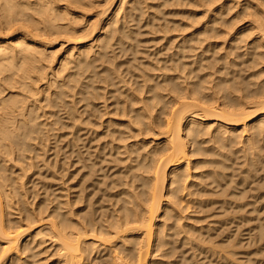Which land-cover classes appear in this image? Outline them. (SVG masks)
Returning a JSON list of instances; mask_svg holds the SVG:
<instances>
[{"label":"bare ground","instance_id":"obj_1","mask_svg":"<svg viewBox=\"0 0 264 264\" xmlns=\"http://www.w3.org/2000/svg\"><path fill=\"white\" fill-rule=\"evenodd\" d=\"M217 2L0 0V264H236L252 220L264 241V0Z\"/></svg>","mask_w":264,"mask_h":264},{"label":"rangeland","instance_id":"obj_2","mask_svg":"<svg viewBox=\"0 0 264 264\" xmlns=\"http://www.w3.org/2000/svg\"><path fill=\"white\" fill-rule=\"evenodd\" d=\"M172 1H173V0H172ZM223 1H224V0H220V2H223ZM220 2H219V3H220ZM169 3H170V5H171V7H172V8L174 7L175 9H174V8L172 9V8H170V7L168 6L169 8L167 7V8H166L167 10H169V9L171 10V9H172V10L174 11V10H176V9H179L178 7L181 8L180 5H179V6L177 5L178 7H177V6L175 7L176 2H175V3H174V2H169ZM172 3H173V4H172ZM219 3L217 2V4H219ZM174 4H175V5H174ZM217 4H215V5H217ZM182 6H183L182 8H185L184 5H182ZM186 7H187L186 9H189V8H190V6H186ZM170 10H169V11H170ZM172 10H171V11H172ZM198 10L200 11L201 8L198 9ZM235 10H237V11L240 10V7L234 9V11H233L234 13L236 12ZM233 12L231 11V14H230V15H229V13H228V14L226 15L227 18H228V17H232V16L234 15ZM232 13H233V14H232ZM210 14H211V13H210ZM207 15H209V12H208ZM228 15H229V16H228ZM178 16H179V15H174L173 17H172V16H171V17H172V18L177 17V18H175V19H176V20H180L182 17L179 16V17H181V18H179ZM199 17H200V20H201V18H202L201 15L198 16V20H199ZM178 18H179V19H178ZM205 18L207 19V17H205ZM205 18H204V21L206 20ZM245 18L247 19V17H244V19H245ZM202 19H203V18H202ZM246 19H245L244 21H243V19H242L241 22H240V24H237V25L235 26V28H236V29H238V28L242 29L243 27L248 26V25H249V19H247V20H246ZM184 20H186V19L184 18ZM184 20H182V21H184ZM198 20H197V21L195 20L196 22L194 21V22H195V24H193L194 26L197 25L196 23H198V22H199V25H200V22H201V25H200V26H202V24L204 23L203 20H202V21H200V20L198 21ZM186 21H187V20H186ZM242 21H243V22H242ZM194 22H193V23H194ZM238 23H239V22H238ZM241 23H242V24H241ZM199 25H197V27L195 26V28L200 27ZM242 25H244V26H242ZM192 27H193V26H192ZM195 28H194V27H193V28L190 27L189 30H182V32H181V31H178V34H179V36H180V34H181V36H183L185 33L188 34V33L191 32V31H190L191 29L194 30ZM236 29H234V30H233V29L230 30L231 33L234 32ZM173 31H174V32H173ZM183 31H184V32L186 31V32L184 33ZM171 32H172V33H171ZM161 33L163 34V36L165 35L164 32H161ZM175 33H177V31H175V30H172V31L166 33V34L169 36V38H168L167 35L164 36V38L167 39V40H166V39H164L163 37H161L162 39L159 37L160 32H156V34H155V33H147V32H145L146 35H145V34L142 35L143 38H144V40H145V38H146L147 36H149V37H147V38H150V39L148 40V39L146 38L148 41H146V40H145V41L142 40V42L144 41L142 47H145V49H147L148 52H152V51H154L155 49L160 48V46L163 47V46H164V43L167 44L168 42H174V41H175V43H177V42H179L180 40L178 39L179 36H177L178 38L176 37V35H178V34H175ZM154 34H155V35H154ZM158 34H159V35H158ZM162 34H161V36H162ZM182 34H183V35H182ZM151 35H152V36H151ZM153 36H154V38H153L154 40L151 38V37H153ZM181 36H180V37H181ZM171 37H173V38H171ZM222 37H223L222 39H224V36H223V35H222ZM225 37H227V36H225ZM229 37H230V38H229ZM231 37H232V34L228 36V39H227L228 41H223V40H221V39H217V38H216V39H215V38H213V39L210 38V39H211V42H215V41H218V42H221V43L223 42V43L225 44L224 47H223V49H224L225 52H226V48H228L229 45H230V44H229V43H230L229 40L231 41ZM218 38H221V37H218ZM247 38H248V40L246 39L247 42H249V41L252 39L251 37H250L251 39H250L249 37H247ZM155 39H157V40H155ZM168 39H169V40H168ZM170 39H171V40H170ZM180 39L182 40L183 37H181ZM225 39H226V38H225ZM249 39H250V40H249ZM159 40H160V41H159ZM212 40H213V41H212ZM162 41H163V43L161 44ZM167 41H168V42H167ZM176 41H177V42H176ZM208 41H209V40H208ZM208 41L205 43L206 45H207V43H209ZM158 42H160V43L158 44ZM166 42H167V43H166ZM225 42H226V43H225ZM244 42H245V41H244ZM146 43H147V44H146ZM227 43H228V44H227ZM152 44H153L154 46H152ZM144 45H145V46H144ZM159 45H160V46H159ZM206 45H204V46H206ZM158 46H159V47H158ZM172 46H173V45H172ZM226 46H227V47H226ZM157 47H158V48H157ZM225 47H226V48H225ZM245 47H246V46H245ZM245 47L243 46V48H245ZM204 48H205V47L202 46V49H204ZM218 48H219V49H218ZM218 48H216V51H217V52H216V55H219V53H222V54H223V51H224V50L221 49L220 46H219ZM243 48H240V49L236 50V52H239V51H240V53H241V52L245 51V49H243ZM152 49H153V50H152ZM172 49H173V48H172ZM172 49H171L170 53L174 50V49H173V50H172ZM202 49H201V50H202ZM220 49H221V50H220ZM228 49H230V48H228ZM222 50H223V51H222ZM198 51H200V49H198ZM219 51H220V52H219ZM218 52H219V53H218ZM232 56L234 57L235 55H232ZM105 117H107V115H106ZM114 118H115V117H114ZM102 129H103V127H102ZM102 129H101V130H102ZM101 130H100V131H101ZM143 137H144V136H139L138 138L141 139V138H143ZM146 137H147V138H151L152 136H151V135H149V136L147 135ZM136 138H137V137H136ZM136 138L134 137V139H133L132 141H131V140H128L127 142H129V143H130V142L133 143L134 140L136 141ZM130 139H131V138H130ZM99 140H100V142L97 143L96 141H99ZM99 140L94 139V140L92 141L91 146H92V149H93V150L96 149V148H95V147H96V145H95L96 143H97V144H100V143L103 142V139H102V138L99 139ZM123 144H125V143H123ZM123 144H122V145H123ZM123 157H124V156H123ZM122 164H123V163L121 162V163L119 164V166H123ZM31 172H33V170H32ZM28 174H29V175H28ZM28 174H27V175H28L30 178H29L28 176H26L27 181H29L30 179H31V180H35L36 182H38V183L35 182L36 185L39 184V182H41V180H42V181H45V180H43V178H42L43 176H41L42 179H41V178L38 179L37 177H40V176H35V175H34V177H33V175H32L30 172H29ZM66 174H67V173H66ZM31 175H32V176H31ZM55 175H56V177H59V176H57V175H60V174H55ZM68 176H69L68 174H67L66 176H64L65 178H63V180H61V179H59V178L53 180V179H52L53 177H52V178H50V179L52 180L51 182L49 181L48 178H47V179H48V182L51 183V184H52L53 182H55L56 180H58V182L56 181L57 183L55 182L54 184H52V185H55L54 187H56V186L58 185L57 188H56V189H58L59 187H61V186H60V181H59V180H61V182H62V181H64V180H66V179L68 178ZM32 177H33L34 179H33ZM66 177H67V178H66ZM26 178H25V181H26ZM36 179H37L38 181H37ZM40 179H41V180H40ZM45 179H46V178H45ZM47 179H46V182H47ZM39 180H40V181H39ZM27 181H26V182H27ZM66 181H67V180H66ZM69 181H70V180H69ZM48 182H47V183H48ZM70 182H71V181H70ZM58 183H59V184H58ZM62 183H63V182H62ZM66 183H68V181H67ZM27 184H28V183H27ZM30 184H32V185H30ZM30 184H29L30 186H29V185H28V186H29V188L31 189V186H32V188H33V187H34V186H33L34 184L32 183V181H31ZM51 184H50V185H51ZM36 185H35L34 190H35L36 187H37ZM61 185H63V184H61ZM41 186H42V184H40V185L38 186V188H39V187L41 188ZM63 187H64V185H63ZM63 187H62V189H63ZM40 188H39V190H40ZM30 189H29V190H30ZM31 190H33V189H31ZM31 190H30L29 193H27V194H29V195H27V198H28V196L30 197V195H31L30 193H32ZM37 190H38V189H36L35 192H36ZM39 190H38V191H39ZM41 190H42V189H41ZM58 190H60V189H58ZM58 190H57V191H58ZM64 191H65V189H64ZM33 192H34V191H33ZM35 192L33 193L32 197H31L30 199L28 198V200H32V198H33L34 195L36 194ZM39 192H41V191H39ZM254 221H255V220H252L251 222H245L246 224H245V223H242V224H244V225H242L241 223L238 225V224H235L234 222H231V223H229V224L223 226L224 229L221 228V231H220V229L217 230V231H220V232H216V233H215V236H217L219 233H221V232L224 231V230H228V231L233 230V231H234L235 229H233V228L235 227V225H238V226H239V227L236 226V227H238V228H237V231L233 232V233H235V234H234L235 236L233 235L232 238L236 237L237 234H238V232H242V233L244 234L243 237L245 236L244 238H245V240L248 241V242L246 243V241H243V242L240 244L239 248L237 249L238 252H239V249H240L241 252H239V253L237 252L238 254H235V255H232V256H235V258L233 257L234 261H235V259H236L237 257L239 258V256H240V257L242 256L241 258H243V257L245 256L243 259H244V260H247V261L244 262L243 259L239 258V263H237V261H238V260H237V261H235L236 264H246V263H247V264H257V262L260 261V260H259L260 258H261L260 264H264V263H263V262H264V260H263V259H264V250H262V252L256 253V255H255V252L252 251L254 248L256 249V246L262 244L264 241H263V242L257 241V240H255L254 238H252V236H250V238H249V237H248V232H249V231H248V229H247L248 227H245V226H251L252 223H254ZM202 222H204V220L201 221L200 223H202ZM197 224H198V226H201V225H202V226L204 227L205 224L207 225V222H205V223H203V224H201V225H199V223H197ZM249 224H250V225H249ZM206 225H205V226H206ZM211 225H219V224L213 222V223H211ZM211 225H210V226H211ZM229 225H230V226H229ZM232 225H233V226H232ZM231 227H233V228L231 229ZM242 227H243V228H242ZM225 228H230V229H225ZM244 228H245L246 230H245ZM201 229H202V228H201ZM222 229H223V230H222ZM206 230H207V229H205V227H204L203 231H206ZM243 230H244V232H243ZM246 231H247V232H246ZM245 232H246L247 234H245ZM246 236H247V237H246ZM232 238H231V239H232ZM246 238H247V239H246ZM248 238H249V239H248ZM251 238H252L253 240H251V242H249ZM251 243H252V244H251ZM258 243H259V244H258ZM48 244H49V242H48ZM263 244H264V243H263ZM255 245H256V246H255ZM248 246H249L250 250H249ZM243 247H244L245 249H244ZM252 247H253V249H252ZM247 248H248V251H249V252L252 251L251 254H249V252L247 251ZM51 249H52V248H51ZM241 249H242V250H241ZM251 249H252V250H251ZM255 249H254V250H255ZM52 250H53V249H52ZM52 250H51V251H52ZM245 251H246V252H245ZM242 252H243V253H242ZM247 252H248L247 255L244 254V253H247ZM197 254H199V253L197 252L196 255H197ZM205 254H206V253L200 252V254H199L198 256H196L195 259H197V257H199V259L201 258L203 261L200 259V260H199L200 262H198V261L195 262V259L193 258V259H194L193 261L195 262V263H193V264H196V263H198V264H206V263H207V260H208V261L211 260L208 264H210V263L212 264V257H213V256H214V257H213V259H214V260H213V261H214L213 263H215V264H219V263H218V262H219V259H220V260L222 259V260L220 261L221 263H222L223 260H224V264L227 263V262L229 263V261L226 262V259H227V258L225 257V254L222 253V251H220L219 253H216L217 255H216V254H215V255L212 254L211 256H209L210 259L208 258L207 260H205V259L207 258V257H206V258L204 257ZM257 254H258V255H257ZM43 255H44V257L52 256V257H50L51 259H50V258H49V259L47 258V259H48V262L46 261L47 264H53V263H54V264H59V263H57V260H58L57 257H58V256L55 255V256L53 257L54 254L51 255L50 252H49V254H48V253H47V254H42V256H43ZM45 255H46V256H45ZM176 255H177V254H175V256H176ZM218 255H219V256H218ZM221 255H222V256H221ZM249 255H250V257H252V255H253V257H252L253 260L247 257V256H249ZM42 256H41V258H42ZM194 256H195V255H194ZM202 256H203V257H202ZM220 256H221V257H220ZM236 256H237V257H236ZM259 256H260V258H258ZM172 257H174V256H172ZM178 257H179V258H178ZM215 257L218 258V259H216ZM224 257H225V258H224ZM246 257H247V258H246ZM255 257H256V258H255ZM262 257H263V258H262ZM174 258L176 259V257H174ZM231 258H232V257H231ZM238 258H237V259H238ZM245 258H246V259H245ZM254 258H255V259H254ZM47 259H45V260H47ZM56 259H57V260H56ZM175 259L171 258V260H170V259H169V260H170L172 263H173V262L176 263L177 260H178V261L180 260V256H177V259H176V260H175ZM240 259H241V262H242V263L240 262ZM248 259H250V260H248ZM45 260H42V261H45ZM49 260H50V261H49ZM173 260H174V261H173ZM42 261H40V262H42ZM204 261H205V263H204ZM256 261H257V262H256ZM40 262H39V263H40ZM55 262H56V263H55ZM202 262H203V263H202ZM243 262H244V263H243ZM39 263L37 262V264H39ZM42 263H43V262H42ZM44 263H45V262H44ZM228 263H227V264H228ZM40 264H41V263H40ZM180 264H181V263H180ZM184 264H185V263H184ZM186 264H189V263H186ZM222 264H223V263H222ZM229 264H233V263H229ZM258 264H259V262H258Z\"/></svg>","mask_w":264,"mask_h":264}]
</instances>
